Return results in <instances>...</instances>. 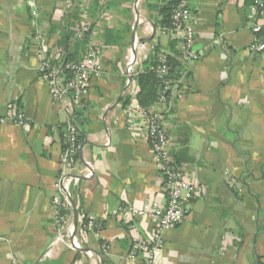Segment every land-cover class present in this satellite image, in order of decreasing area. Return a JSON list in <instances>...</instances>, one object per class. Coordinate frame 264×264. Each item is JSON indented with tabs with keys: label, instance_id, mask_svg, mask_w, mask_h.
<instances>
[{
	"label": "crops",
	"instance_id": "crops-1",
	"mask_svg": "<svg viewBox=\"0 0 264 264\" xmlns=\"http://www.w3.org/2000/svg\"><path fill=\"white\" fill-rule=\"evenodd\" d=\"M251 1L190 0L199 57L185 65L180 41L160 31L163 0H75V19L58 14L64 0H0V116L12 105L26 119V126L0 123V264H141L129 252L154 223L119 219L113 210L146 201L165 206L166 195L140 114L134 110L127 122L124 110L137 92L125 77L135 41L148 56L158 45L181 64L165 127L175 161L204 186L184 221L165 232L157 264H264V51L248 50ZM83 20L88 42L100 46L102 71L90 77L77 109L76 168L89 166L92 175L72 189L83 248L72 250L53 241L73 224L74 209L57 222L52 197L64 128L75 115L68 98L53 99L40 67L46 50ZM140 57L136 52V71ZM84 218L99 229L84 230Z\"/></svg>",
	"mask_w": 264,
	"mask_h": 264
},
{
	"label": "built area",
	"instance_id": "built-area-1",
	"mask_svg": "<svg viewBox=\"0 0 264 264\" xmlns=\"http://www.w3.org/2000/svg\"><path fill=\"white\" fill-rule=\"evenodd\" d=\"M175 1L176 4L171 13V25L160 27V31L180 41V59L185 65H188L199 57L193 47L196 34L191 23L190 0ZM74 2L75 0H64V8L58 10L60 17L65 15ZM247 20L252 32V40L248 45L249 52L264 51V40L261 37V33L264 31V0L251 1L248 7ZM88 30H90V25L83 20L78 25L76 34L81 37ZM144 49V43L135 41L128 51L125 58L127 86L134 80L137 72L135 69L138 61L136 52L141 53L140 60L144 61L148 57ZM46 53L40 67L41 76L49 84L51 96L55 101H61L63 98L70 100L74 115L82 100L87 96L90 77L97 76L102 71L99 62L100 46L88 42L82 57L68 64H64L61 60L64 52L60 46L54 45L46 50ZM157 62L156 67L151 66L161 83L156 103L150 107H143L138 103L135 95V99L129 101L124 110L128 115L127 122L131 121L130 114L134 110L140 114L142 132L149 142L153 162L162 177V190L166 195V204L161 206L154 201L143 202L141 206L119 204L113 210V214L119 219L148 217L154 223L151 234L147 238H136L129 252V258L131 260L138 259L141 264H157V253L163 244L165 232L181 224L187 216L189 204L204 193V186L193 181L175 161L171 153V140L164 120L166 102L173 89V80L169 77L170 65L167 53L160 52L157 55ZM6 118L15 124L26 126L24 113L16 110L12 105H10L5 116H0V123ZM73 119L74 117L66 124L64 146L59 157L60 173L55 183L58 194L52 197L56 219L59 223L63 221V215L60 212L65 211L67 213L74 208L72 189L77 186L82 178L92 175L89 166H86L82 171H78L76 168L79 153V132ZM82 222L83 220L79 224L81 225ZM99 227L97 221L88 219L83 228L84 230L93 228L98 230ZM62 231L58 230L53 242H65L72 250L83 249L76 240V228L74 229L73 224H68ZM85 251L88 255H93L91 251ZM13 264L17 263L14 262Z\"/></svg>",
	"mask_w": 264,
	"mask_h": 264
},
{
	"label": "trees",
	"instance_id": "trees-1",
	"mask_svg": "<svg viewBox=\"0 0 264 264\" xmlns=\"http://www.w3.org/2000/svg\"><path fill=\"white\" fill-rule=\"evenodd\" d=\"M74 4L72 7L65 13L63 17H72L76 18L74 14ZM176 1L175 0H163L162 5L159 8V15L160 20L159 23L162 27L170 26L171 25V13L173 10V7L175 6ZM73 12V13H72ZM90 30L84 32L81 37L76 36L77 32L67 30V32H64L62 36L60 37L57 46H60L63 49V56L61 58L62 62L64 64H68L74 61H77L80 59L85 51L86 45L88 44V35ZM75 38H74V37ZM71 37H73L71 39ZM261 37L264 40V31L261 33ZM162 52L158 45H153L152 47V54L147 57L146 60L143 61V68L140 71H137L134 76V81L137 85V92H136V100L138 103L143 107H150L153 104L156 103L158 96H159V90L161 88L160 80L157 78L156 73L151 69L152 67H156L157 62V55ZM169 65H170V71H169V77L173 80L178 77V72L181 70V64L179 61L174 59L171 55H168ZM68 72V71H67ZM41 75V73H40ZM128 103V100H125L124 105ZM79 111L76 110L74 113V122L77 125V128L79 129L78 124V116ZM79 131V130H78ZM64 133L66 134V126L64 128ZM81 136L78 135V141L80 143ZM89 218H84L83 222L81 224L82 227H85L87 220ZM263 264V263H259Z\"/></svg>",
	"mask_w": 264,
	"mask_h": 264
},
{
	"label": "water",
	"instance_id": "water-1",
	"mask_svg": "<svg viewBox=\"0 0 264 264\" xmlns=\"http://www.w3.org/2000/svg\"><path fill=\"white\" fill-rule=\"evenodd\" d=\"M74 209V208H73ZM73 216H74V222H73V225H74V229L77 227V214H76V211L74 209L73 211Z\"/></svg>",
	"mask_w": 264,
	"mask_h": 264
}]
</instances>
